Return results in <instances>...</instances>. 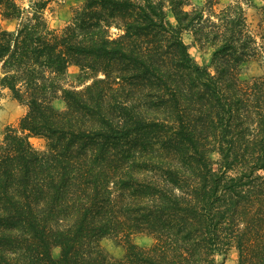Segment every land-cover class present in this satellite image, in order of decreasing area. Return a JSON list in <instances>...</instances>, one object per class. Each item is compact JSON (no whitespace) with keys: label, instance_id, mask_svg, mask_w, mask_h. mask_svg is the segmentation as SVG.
<instances>
[{"label":"trees","instance_id":"1","mask_svg":"<svg viewBox=\"0 0 264 264\" xmlns=\"http://www.w3.org/2000/svg\"><path fill=\"white\" fill-rule=\"evenodd\" d=\"M54 1L0 0V94L26 107L0 139V264H264V0L255 22L249 0H82L61 28Z\"/></svg>","mask_w":264,"mask_h":264},{"label":"rangeland","instance_id":"2","mask_svg":"<svg viewBox=\"0 0 264 264\" xmlns=\"http://www.w3.org/2000/svg\"><path fill=\"white\" fill-rule=\"evenodd\" d=\"M19 2L26 5L29 0H18ZM202 0H193V2H201ZM219 5L226 4L232 0H218ZM250 5L246 7L247 15L252 22L256 21L257 14L256 8L252 5L253 2L256 5H261L263 0H249ZM82 0H56L52 2L47 10L46 17L48 23L53 28L63 27L71 18L73 9L77 7ZM0 25L4 28L11 29L13 28V22H2L0 18ZM183 40L189 47V52L191 56L199 64H208L211 58V49L201 50L198 45L194 43L193 37L190 33L185 32L183 34ZM262 72L259 64L254 61H248L243 64L241 69V78H249L251 76L258 75ZM79 73V69L76 66H72L68 70V79L69 83H74ZM54 106L57 108H64V102L62 100H55ZM26 107L16 100H14L7 91H3L0 94V139L2 134L7 126L17 125L19 118L25 113ZM32 145L38 150L45 149V140L39 137L30 138ZM134 241L139 245H149L152 243V238L147 235H139L134 238ZM102 244L108 252L112 255L120 257L124 254V248L121 245H117L112 239L104 238ZM60 249L55 247L52 249V255L58 257ZM238 253L237 250L232 248L226 254L219 255L218 260L222 264H237Z\"/></svg>","mask_w":264,"mask_h":264}]
</instances>
